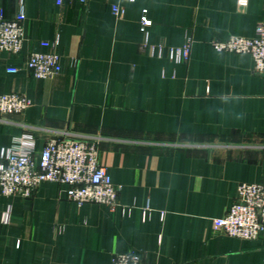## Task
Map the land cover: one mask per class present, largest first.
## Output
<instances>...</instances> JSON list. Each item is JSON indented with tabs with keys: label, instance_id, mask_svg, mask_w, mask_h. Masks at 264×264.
Segmentation results:
<instances>
[{
	"label": "crops",
	"instance_id": "1",
	"mask_svg": "<svg viewBox=\"0 0 264 264\" xmlns=\"http://www.w3.org/2000/svg\"><path fill=\"white\" fill-rule=\"evenodd\" d=\"M23 3V48L0 50V94L32 104L0 116V155L39 153L57 133L95 139L120 205H78L51 180L29 196L0 191V264H110L120 252L148 264H264V232L241 239L214 225L240 183H264V76L249 53L212 44L257 35L264 0ZM0 6L12 17L19 0ZM47 40L61 66L39 79L25 62ZM188 41L187 60L169 56Z\"/></svg>",
	"mask_w": 264,
	"mask_h": 264
},
{
	"label": "built area",
	"instance_id": "2",
	"mask_svg": "<svg viewBox=\"0 0 264 264\" xmlns=\"http://www.w3.org/2000/svg\"><path fill=\"white\" fill-rule=\"evenodd\" d=\"M67 1L87 4L89 0H55L58 6ZM113 11L122 16L124 9L114 5ZM23 0H19L16 14L8 17L0 6V50L19 53L24 42ZM150 19L144 14L143 25ZM257 35H232L214 39L217 50L249 53L254 61L253 72L264 76V22L258 24ZM46 50H33L27 56L25 68L34 77L48 78L60 70L61 54L55 41H42ZM162 51V47H160ZM190 41L182 46L170 47L169 56L182 61L189 58ZM19 67H8L16 72ZM31 99L17 91L0 94V116L21 113L31 106ZM67 185V197L82 205L98 202L116 208L120 205L121 185L115 183L108 167L99 160L98 142L86 136L57 133L49 137L39 153L33 147L17 148L0 155V191L6 195L29 196L44 181ZM215 228L226 235L241 239H256L264 232V183L242 182L238 194L226 213L214 220ZM110 264H148L137 252L115 253ZM181 264H197L185 262Z\"/></svg>",
	"mask_w": 264,
	"mask_h": 264
}]
</instances>
